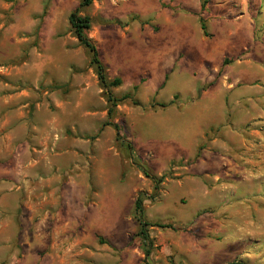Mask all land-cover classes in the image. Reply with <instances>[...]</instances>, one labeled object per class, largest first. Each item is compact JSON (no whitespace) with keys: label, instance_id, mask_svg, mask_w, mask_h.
<instances>
[{"label":"rangeland","instance_id":"374dc122","mask_svg":"<svg viewBox=\"0 0 264 264\" xmlns=\"http://www.w3.org/2000/svg\"><path fill=\"white\" fill-rule=\"evenodd\" d=\"M80 1L0 0V233L10 235L0 237V264H40L38 237L19 236L33 231L22 214L46 216L49 264H264L261 127L234 113L250 84L231 93L220 79L261 73L236 64L245 51L226 65L216 55L240 38L264 40V0H94L81 9L108 79H121L110 92L129 95L111 115L68 22ZM212 63L218 75L205 83ZM246 138L257 150L245 161ZM138 196L143 221L171 225L148 227L147 257Z\"/></svg>","mask_w":264,"mask_h":264},{"label":"crops","instance_id":"0c3cea01","mask_svg":"<svg viewBox=\"0 0 264 264\" xmlns=\"http://www.w3.org/2000/svg\"><path fill=\"white\" fill-rule=\"evenodd\" d=\"M245 27V32H246V36L247 33L248 35H250V39H251V27L249 25H244ZM249 31V32H248ZM247 38V37H245ZM249 39L248 43L251 42V40ZM245 40V39H244ZM239 41H241L242 45L240 47H237L236 45H234L233 43L231 44V47L229 45V48H231V51L229 52H225L227 54H222V53H218L216 55H219L218 57L220 58L218 60L219 64H223L226 65L228 63H232L234 61L233 57H231L234 53H238V52H242L245 51V54L243 55L240 59H236V64L238 65H243L245 66L244 69V73H249L253 67L254 64H257L258 69L260 70L261 75L260 76H256L255 73H252V77H249L246 81L244 82L242 79H244L242 77V75H235V83H231L230 77L227 74V72H222L221 74V80L225 81L226 80V85H224V88L226 91L231 92L234 89V86L236 84H240V83H249V87L246 88V90H244L242 92V96H243V101L244 104L241 105L243 107H236L237 111L234 110L236 118H243V117H247L246 120L248 121H257V124L261 127V135H260V153L262 155V161L264 163V66L262 64V60L264 58V40L260 41V42H253L252 44L248 45L246 44L241 38L239 39ZM248 46H251V50L246 48ZM253 50V53L249 54L250 51ZM226 58H230L231 61L228 63H224V60H226ZM203 60H201L202 62ZM204 62H206V60H204ZM207 64H209L210 62H206ZM213 64V70H207L206 73V82L205 83H209L211 78H214L218 75V68H217V64L216 63H212ZM246 68L248 69V71L246 70ZM212 86V85H211ZM210 87V86H208ZM232 93V92H231ZM235 105L241 104L240 100L239 101H235L234 102ZM245 120V121H246ZM218 121H213L212 124H218ZM245 123V122H242ZM251 132H255L256 134L259 132L256 128L253 129ZM222 135H219V146H224L226 145L227 148H230V146L228 145L227 142H225L224 139L221 138ZM242 141V145L239 146V148L242 150V152L239 154L241 159H245L248 160V154H249V150H257L256 146L252 147L253 145L251 144L252 142H255L257 140H251V139H244L241 140ZM224 144V145H222ZM252 146H251V145ZM248 146V149H247ZM247 149L244 152V149ZM224 155V154H223ZM225 156V155H224ZM228 158V156H226ZM245 161L244 162H240L241 166L238 169V173H242L244 174L246 171V169L244 168L245 165ZM264 167V165H263ZM264 170V169H263ZM264 173V171H262ZM31 199L29 197H26L22 200L21 206L23 207H27L31 204ZM22 221L27 224V223H33V231L31 229H22L19 231V236L21 237H30V236H34L35 238L38 237V261L40 262V264H49V258H52V254H46V256H42V252L43 251H47V249H49V242L48 241H43L42 237L47 236L49 237L51 235V231H47L44 229V222L46 221V216H43L41 218L38 219L37 215H33V217L27 216L26 214L21 216ZM10 235H8L7 233H0V237H2L3 239L5 238H9ZM3 252V251H2ZM4 253V252H3Z\"/></svg>","mask_w":264,"mask_h":264},{"label":"trees","instance_id":"16d2710c","mask_svg":"<svg viewBox=\"0 0 264 264\" xmlns=\"http://www.w3.org/2000/svg\"><path fill=\"white\" fill-rule=\"evenodd\" d=\"M94 0H81L78 6L70 13L68 17V22L70 24V27L73 31L74 36L79 42V45L82 46L89 54V60L90 65L94 67L95 74L99 83V86L103 89V92L105 94L106 101L109 104L108 107V115H111L113 108L116 106L117 102L123 99H126L129 97L128 94L123 95L121 98L117 99L115 98L112 93L110 92L111 87H118L121 85V79L119 77H115L112 80L108 79L107 76V69L106 66L101 62L98 55V50L96 45L92 42V40L88 37V30L90 29V18L87 15H81L80 11L81 9L88 7ZM200 29L202 30V33L204 36H208V33L206 31L205 25L200 22ZM226 60H224V63ZM136 89V86L133 87ZM161 106H164L162 104ZM107 125L113 126L115 129V137L116 140H120V134L118 126L114 123L107 122L105 123ZM147 176V173H145ZM161 178L157 179L155 181L154 189L157 190L158 188V182H160ZM142 199L140 196H138L134 202V213L136 217V221L138 223V231L137 235L141 237V239L144 241L146 249H145V257L149 256L150 254V246L151 242L149 239L148 234V227L149 226H156L160 228H171V225L167 224H149L142 219ZM145 264H149L145 262Z\"/></svg>","mask_w":264,"mask_h":264}]
</instances>
